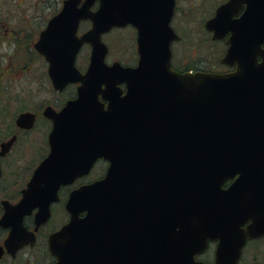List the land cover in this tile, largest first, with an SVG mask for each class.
<instances>
[{
  "label": "water",
  "instance_id": "95a60500",
  "mask_svg": "<svg viewBox=\"0 0 264 264\" xmlns=\"http://www.w3.org/2000/svg\"><path fill=\"white\" fill-rule=\"evenodd\" d=\"M94 1L64 0L35 44L49 61L55 89L76 81L81 85L77 97L59 111L50 105L43 110L53 123L50 151L22 197L16 203L1 201L0 226L10 227L4 246L14 250L30 239L26 235L33 239L23 216L39 206L36 226L43 222L59 185L86 173L94 155L107 156L115 142L121 156L111 159L105 177L71 191L70 217L48 238L57 256L50 264H207L194 260L207 238L235 235L232 227L248 217L253 220L248 233H264V14L259 13L264 5L240 0L248 2L247 8L231 19L239 4L228 0L205 23L213 38L232 31L221 61L236 62L234 71L178 72L170 61L171 41L177 38L168 24L173 0L164 8L162 23L148 16L133 22L134 15L119 0H99L92 10ZM81 19L92 25L78 36ZM128 21L137 27V65L107 64L101 34ZM83 42L92 50L82 73L74 57ZM122 81L123 95L117 87ZM99 93L108 100L106 108ZM33 120L34 114L24 111L16 124L30 128ZM14 139L0 143V156ZM102 233L123 238L108 239L104 246ZM229 245V237L220 238L215 264L236 263L237 254L231 263L220 262Z\"/></svg>",
  "mask_w": 264,
  "mask_h": 264
},
{
  "label": "flooded vegetation",
  "instance_id": "af4514ba",
  "mask_svg": "<svg viewBox=\"0 0 264 264\" xmlns=\"http://www.w3.org/2000/svg\"><path fill=\"white\" fill-rule=\"evenodd\" d=\"M147 5H144V0H119L120 6L125 5V9H127L128 13L130 12L132 15H134L133 22L140 21L142 16H148L147 20L150 22H164L165 18V7H170L171 0H146ZM211 1V7L212 10L209 12L210 14L204 15L203 10L200 8L197 11L192 10L188 12H184L182 14V5H180L181 0H173V5L171 11H167L169 14V21L168 24L172 27L174 33L177 35V38L173 39L171 41V68L178 71H209V72H228V71H234L236 69V62H233L232 65L223 63L221 61L222 56L226 52V49L228 48L229 44L226 43V40H228L231 35L232 31H228L224 37L222 38H213V31L206 28V21L213 17L215 15L216 8L225 3L228 0H203V2ZM250 5H257L262 4L264 5V0H249ZM142 3L141 8L139 7V3ZM205 2L203 4H205ZM238 7H234L232 9L231 19L239 18L244 11L247 8V1L237 0ZM240 2V3H239ZM7 2H3L0 0V52H3L6 56L9 57V62H5L1 60L0 62H5L4 65H2L0 68H4L5 66L10 67V69L14 71H30V72H45L46 76L48 78L49 74V61L46 58L45 54L42 53L39 49L35 47L36 42L38 41L41 32L47 27L48 22L52 17L57 15L63 5L64 0H62L60 3H58V6L55 9H52L48 14V17L45 19V21L41 24H31V21L29 18L24 15V13H19L18 10L21 9L22 4H24V1L18 0L16 2L15 7H9L6 6L4 8V4ZM34 5H38L37 3H33ZM78 6L82 4V1L77 3ZM100 4L99 0H96L92 4V10H95L98 5ZM42 7V5H41ZM134 9V12H133ZM129 13V14H130ZM134 13V14H133ZM260 15L264 14L263 8H259ZM34 16V15H33ZM195 18L200 17L201 25L203 28V37L206 39V41L209 42H220L222 45V50H220L223 54L218 59L215 60L213 63L208 62L206 59L197 60V61H187L182 59V57H176V48H174V45L176 43L181 42L184 37L181 32V26L184 21L182 20V17L187 18ZM36 17V16H35ZM180 17V18H179ZM178 19L180 20L178 23ZM132 21H128L124 25H116L111 27L108 31H105L101 34V40L106 44L107 51L104 57V60L107 64H112L113 62H119L120 64L127 66H135L137 65L138 59H139V53H138V47H137V27L133 24ZM87 23L88 27L85 30H82ZM179 24V25H178ZM92 25V21L90 19H81L78 22L77 25V31L76 34L78 36H81L84 32H86ZM41 26V28H40ZM127 30L131 33V39L134 41L133 43L136 45V48L134 49L136 58L134 60V63H124L119 58H109V53L111 52L110 45L105 42L103 39L104 36L109 35L114 30ZM257 32V29L255 30ZM133 44V45H134ZM6 45L10 48L11 45L14 46L11 53L12 55H9L6 53ZM260 46L264 48V41L260 43ZM84 47L88 48V54L86 56V60L84 63H80L79 58L81 55V51ZM91 44L89 42H83L78 50L76 51L75 57H74V65L80 72H85L88 68V65L90 63V55H91ZM260 60V57L258 56V61ZM51 80V79H50ZM48 81L49 84L52 85L53 90L57 92H62L68 87H72L71 92L68 97L64 98V100L57 105L58 107L55 108L52 104H46L42 109L39 110V108H32L29 110L19 111L15 115V117L12 119L11 124L9 125V136L4 139L7 140L8 138L15 136V139L9 149L8 152H6L4 155L0 156V167H1V175H0V181L3 177V163H1V160H3L12 150V147L14 146L15 142L18 140L19 135L22 132H28L29 130H32L33 127L36 125L37 121L40 119L49 123V129L46 132L45 140L43 141V145L45 144L43 149L39 150V153L36 155V159L31 163L32 167H29V172L27 176L23 179L24 184L19 188V190L12 192L7 196V198H2L8 200L10 203H16L21 197H22V189H24L27 185V182L32 177L35 169L38 167V165L41 163V161L47 157L50 151V143H49V133L52 129L53 123L52 120L46 117L43 114V110L46 106L50 105L53 107L56 111H59L68 100L75 99L77 97V89L78 86L81 85V82H71L68 83L63 87V89H55L52 82ZM1 86V85H0ZM104 86V84H102ZM117 87L121 89V95L126 93V83L124 81L117 83ZM98 99L103 103L104 108L108 105V100L104 99L102 95L99 93ZM28 109V108H26ZM3 110V111H2ZM24 111H29L34 114V120L33 125L30 128H24L19 127L16 124V117L18 114ZM0 112H6V106H2L0 104ZM4 125V121L1 124ZM4 140H1L0 143ZM106 146V145H105ZM118 144L115 142V149L112 150V145L108 146L109 151L107 153V156H105L103 153H99L98 155H94L92 163L86 173H83L81 175L76 176L72 182L60 184L57 189V197L56 199H52L48 204L49 214L47 218L41 222L38 226H36L35 222V214L37 211H39V206H35L32 208V210L23 216L22 222L26 228V231L33 233V239L32 235H26L25 238H30L28 241L23 244L22 246L14 249L9 250L4 246V240L8 237L10 232V227H2L0 226V245L3 246V253L0 256V264H50L57 260L56 254H54L49 247V241L48 238L51 234H53L55 231H57L64 223H66L70 217V212L66 208V202L68 200V197L74 189L80 187L81 185L92 183L93 181L102 179L105 177L107 173V169L111 164V159L115 157V160L121 156L120 150H118L117 147ZM46 147V149H45ZM92 148H89V151L86 154V157L88 159H91L92 154ZM101 166V168H100ZM96 169L100 170L99 172H96ZM95 172V173H94ZM232 179H228L225 181L223 186H227ZM2 199L0 200V216L2 215L4 209L2 206ZM61 206V207H60ZM62 210L64 214V219L61 221L58 220L59 218V211ZM85 214V211L81 212L79 216H82ZM61 222V223H60ZM253 220L248 217L242 223L238 224L237 226H233L232 228L236 231L235 235L227 236V235H221L220 237L216 238H207L206 239V245L203 249L196 252L194 254V260L200 261L207 264H215L216 261V255H217V247L218 243L220 241V238L229 237L231 239L232 245H229L225 251L220 256V262L223 263H231L236 254L237 257L235 264H264V233L250 235L248 231L251 229ZM60 223V224H59ZM237 230H236V229ZM244 236V237H243ZM90 238V236H89ZM100 242L104 244V246L107 245L108 239H111V242L115 239L117 241L119 238L122 240L123 234H107L102 233L99 235ZM234 238V239H233ZM243 238V242L240 245L239 251L236 250V245L239 241Z\"/></svg>",
  "mask_w": 264,
  "mask_h": 264
},
{
  "label": "rangeland",
  "instance_id": "374dc122",
  "mask_svg": "<svg viewBox=\"0 0 264 264\" xmlns=\"http://www.w3.org/2000/svg\"><path fill=\"white\" fill-rule=\"evenodd\" d=\"M2 1L7 2L4 4V8L6 6L15 7L16 2H18V0ZM20 1H24L25 3L22 4L18 12L21 14L24 13L31 21V24H42L48 17V14L53 11L52 9H55L62 0ZM204 2L203 0H181L180 5H182V14L188 12V10L197 11L200 8L203 10L204 15L210 14L212 2L208 1L203 4ZM33 3H37L38 5H34ZM182 20L184 23H182V25L178 24V27L180 28L181 26L184 39L174 45V48H176V57L180 56L182 59L191 62L199 59H206L208 62L213 63L215 60H218L223 54L220 51L222 50V45L220 42L211 43L206 41L203 37L200 17L197 16L193 19L190 18V16L187 18L182 17ZM179 21L178 19V23ZM85 24L86 26L82 30L88 27L87 23H84V25ZM131 36V33L124 29L122 31L114 30L109 35L103 37L111 48V52L109 53L110 59L119 58L124 63H134L136 58L134 49L136 45L130 38ZM6 47V53L12 55L11 53L14 52L12 51L14 46L11 45L9 48L6 45ZM88 52L87 47L82 49L79 58L80 63L85 62ZM1 60L9 62V57L3 52H0V61ZM5 62H0V67L4 65ZM49 80L50 78L46 76L44 71L43 73L39 71L17 72L10 69L8 66L0 68V104L6 106V112H0V141L6 139L11 133L9 132V125L19 111L32 108H39L40 110L46 104H52L57 108V105H59L64 98L68 97L71 89H73L72 87H68L64 91L56 93L52 85L48 83ZM3 121L4 125L2 126L1 124ZM48 129L49 123L40 119L32 130L22 132L19 135L9 155L1 160L4 172L0 181V200L2 198H7L9 194L19 190L24 184L23 179L27 176L29 167H32L31 163L36 159L39 150L43 149L45 146V144L43 145L42 143L45 140ZM100 170L96 169V172ZM23 175L25 177H23ZM62 219H64V214L63 211L60 210L58 220L61 221Z\"/></svg>",
  "mask_w": 264,
  "mask_h": 264
}]
</instances>
